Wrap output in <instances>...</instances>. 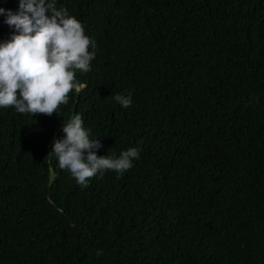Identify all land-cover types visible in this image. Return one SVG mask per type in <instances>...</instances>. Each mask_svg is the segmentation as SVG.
<instances>
[{
    "label": "trees",
    "instance_id": "1",
    "mask_svg": "<svg viewBox=\"0 0 264 264\" xmlns=\"http://www.w3.org/2000/svg\"><path fill=\"white\" fill-rule=\"evenodd\" d=\"M54 2L95 58L58 113L0 108V264H264V0ZM76 114L139 159L80 186L49 156Z\"/></svg>",
    "mask_w": 264,
    "mask_h": 264
},
{
    "label": "clouds",
    "instance_id": "2",
    "mask_svg": "<svg viewBox=\"0 0 264 264\" xmlns=\"http://www.w3.org/2000/svg\"><path fill=\"white\" fill-rule=\"evenodd\" d=\"M19 9L13 13L0 8V15L7 17L5 23L17 33L0 43V108L11 107L33 117L51 116L67 105L73 90L83 87L76 81V72L91 70L95 52L89 49L95 44L82 23L66 8L57 9L54 0H19ZM114 99L124 108L132 104L131 94H117ZM62 127L65 136L55 140L49 156L54 155L59 168L70 172L83 188L97 174L122 175L139 159L137 148L123 151L119 158L98 156L95 150L102 144L90 139L79 114ZM101 255L102 250H97L96 256Z\"/></svg>",
    "mask_w": 264,
    "mask_h": 264
}]
</instances>
